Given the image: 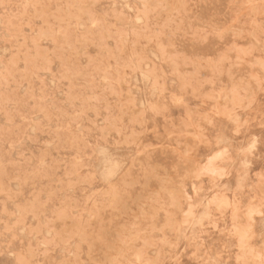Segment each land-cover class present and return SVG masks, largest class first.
<instances>
[{
  "label": "rangeland",
  "instance_id": "374dc122",
  "mask_svg": "<svg viewBox=\"0 0 264 264\" xmlns=\"http://www.w3.org/2000/svg\"><path fill=\"white\" fill-rule=\"evenodd\" d=\"M0 264H264V0H0Z\"/></svg>",
  "mask_w": 264,
  "mask_h": 264
},
{
  "label": "bare ground",
  "instance_id": "6f19581e",
  "mask_svg": "<svg viewBox=\"0 0 264 264\" xmlns=\"http://www.w3.org/2000/svg\"><path fill=\"white\" fill-rule=\"evenodd\" d=\"M121 4V3H120ZM75 26V25H74ZM75 51V50H74ZM232 118V117H231ZM254 136V135H253ZM255 138V137H254ZM98 176V175H97Z\"/></svg>",
  "mask_w": 264,
  "mask_h": 264
}]
</instances>
